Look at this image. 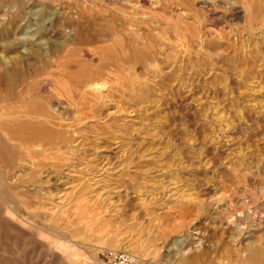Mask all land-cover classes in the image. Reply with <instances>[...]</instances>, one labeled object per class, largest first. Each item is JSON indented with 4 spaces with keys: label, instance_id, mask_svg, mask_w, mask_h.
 <instances>
[{
    "label": "rangeland",
    "instance_id": "374dc122",
    "mask_svg": "<svg viewBox=\"0 0 264 264\" xmlns=\"http://www.w3.org/2000/svg\"><path fill=\"white\" fill-rule=\"evenodd\" d=\"M22 1L0 2V99L15 113L0 125L20 127L30 76L62 48L110 59L107 93L78 108L39 86L57 121L46 142L6 139L0 264H109L117 251L264 264V0H186L188 16L167 7L184 0Z\"/></svg>",
    "mask_w": 264,
    "mask_h": 264
},
{
    "label": "bare ground",
    "instance_id": "6f19581e",
    "mask_svg": "<svg viewBox=\"0 0 264 264\" xmlns=\"http://www.w3.org/2000/svg\"><path fill=\"white\" fill-rule=\"evenodd\" d=\"M11 1V0H10ZM16 2H23L22 0H14ZM26 1V0H24ZM28 1V0H27ZM30 1V0H29ZM193 1V0H192ZM222 1H225V0H222ZM256 1V0H255ZM1 2V0H0ZM3 2V1H2ZM196 2H198L201 6H203L204 9H208L210 8L209 6V2L207 0H197ZM4 3V2H3ZM30 3V2H29ZM188 2L186 0H184V3L182 4H174V3H171V6H167L169 8V14H172V13H176V12H179V14L181 15H184V16H188V11L187 10V7H185ZM127 4V3H125ZM192 4V3H191ZM219 4V3H218ZM157 5V4H156ZM169 5V4H168ZM173 5V6H172ZM194 5V4H193ZM212 6V5H211ZM218 6V5H217ZM158 8V6L156 7ZM120 10V8H119ZM122 12V11H121ZM125 12V11H124ZM128 13V12H127ZM179 15V16H180ZM164 16V15H163ZM97 17V16H96ZM122 17V16H121ZM167 17V16H166ZM181 17V16H180ZM122 19V18H121ZM134 19V18H133ZM150 20V19H149ZM70 22V21H69ZM89 22V21H88ZM155 23V22H154ZM137 25V24H136ZM163 25V24H162ZM179 25V24H178ZM81 27V26H80ZM131 32V31H130ZM10 45V44H8ZM62 45L61 44L59 47L62 48ZM64 46V45H63ZM54 47V46H53ZM58 49V46L55 47ZM65 48V47H64ZM101 50V53H99V56L97 54V50ZM98 49H88V48H84V46L82 45L81 47H74V48H71L68 50L66 49H63L62 51H60V53L62 52V54H60V56L56 57L57 55H55L53 58H50L48 61H45V65L43 66V69L42 71H40L39 73H35L33 76H30V82L28 83L27 85V88L25 90V94H29V95H34L36 96V100H34L33 98H29V100L26 101V103L22 106H20L18 109H21L20 113L22 116H17V117H13L15 119V121L17 122L18 126L20 125V127L17 128V126L15 127V129L13 130V128L7 126L9 124L6 125V127H4L3 125H0V139L3 138L4 141H1L0 140V191H1V188L2 186H4L5 184L6 187L10 188L11 184L8 183V178L7 176L8 175H2L5 174L4 172L6 171V168L5 166L3 167L2 166V162L6 161V162H11L13 161L12 158L13 156L10 155L8 153V149L10 148H7L6 146V139L8 138V142L9 140H17V141H20L21 143L24 142L25 139H27L25 142L27 143L28 147L29 145L32 144H36L37 142H41L40 144H42V142H46L48 137L45 136V130H46V127L47 125H50L51 122L53 124H56L57 121H55V118H53L47 111V109H45V106H43V103L41 102L43 99L42 98V94H40L38 92V89H39V86L40 85H45V87L47 86L48 88L50 87L49 91L52 92V94L55 95V97H61L62 95H66V99L68 100L69 103L73 104L76 108H78V105H79V99L81 100L83 98V96L86 94V93H93L94 94V97L95 98V94H104L105 92L107 93V90H106V86H105V83L102 82V80L100 81L101 79V74L105 73V72H101L103 69L105 71L106 69V66L108 65H103V61L104 62H107L106 61V56H104V53L102 55V52L103 50L101 48H98ZM54 50V49H53ZM52 50V51H53ZM61 50V49H60ZM107 50V49H106ZM52 51H49L51 54H52ZM59 51V50H58ZM58 51H55L54 52H58ZM108 51V50H107ZM112 53V52H111ZM101 54V55H100ZM107 54V53H106ZM110 55V54H109ZM109 55L107 54V56L109 57ZM112 55V54H111ZM114 55V54H113ZM115 56V55H114ZM106 57V58H105ZM109 58H107V60H109ZM111 59H113L111 57ZM114 61V60H113ZM97 63V62H100V66H93L94 63ZM109 63V62H107ZM105 63V64H107ZM113 64V63H111ZM103 65V66H102ZM15 66V65H14ZM111 66V65H110ZM94 68V73H95V76H89V75H86V72L87 74H89L88 71H90L91 69ZM75 69V70H73ZM18 71L17 70H12L10 71V73L8 74V78L9 79H14L15 76L18 75L19 77V74H17ZM104 75V74H103ZM36 79V80H35ZM104 79V78H103ZM109 89V88H108ZM23 92V91H22ZM36 92V93H35ZM24 93V92H23ZM47 93V92H46ZM22 94V93H21ZM24 94V95H25ZM73 94H76L79 98L76 99V96H72ZM23 95V94H22ZM23 95V96H24ZM90 94H88L89 96ZM93 96V95H91ZM98 96V95H97ZM33 97V96H32ZM68 97V98H67ZM108 97V96H107ZM38 99H41V101H38ZM61 98H59L60 100ZM98 99V98H97ZM101 99L103 101H106V98L104 96L101 97ZM108 99V98H107ZM31 100V101H30ZM83 100V99H82ZM101 100V101H102ZM109 100V99H108ZM113 100V99H112ZM84 102V101H83ZM82 102V105L85 104V102L83 103ZM97 102V101H96ZM109 102V101H107ZM51 103V102H50ZM47 104V103H46ZM71 104H68V105H71ZM81 104V103H80ZM5 108H9L8 110ZM83 108V107H82ZM85 108V107H84ZM81 109L79 108L81 111L82 110H85V109ZM49 110V109H48ZM77 110V109H76ZM10 111H13L12 108H11V104L5 100H2L0 99V119L3 117H5V114L9 117L11 114L13 116V114L15 113H10ZM19 111V110H18ZM14 112V111H13ZM80 112V111H79ZM83 112V111H82ZM17 113V112H16ZM78 114V113H77ZM83 114V113H82ZM11 116V117H12ZM16 116V115H15ZM54 116V115H53ZM78 116V115H77ZM81 116V115H80ZM6 117V118H7ZM76 117V116H75ZM77 118V117H76ZM82 118V117H80ZM87 118V117H86ZM9 121H13V120H10L11 118H8ZM4 121V120H3ZM6 121V120H5ZM61 121V120H60ZM63 121V120H62ZM1 123V122H0ZM8 123V122H7ZM14 123V121H13ZM11 123V124H13ZM28 124V125H27ZM83 124V123H82ZM57 125V124H56ZM64 125V123H63ZM30 126V127H29ZM14 127V125H13ZM28 127V128H26ZM53 127V126H52ZM60 130V129H59ZM62 130V129H61ZM69 130V129H67ZM28 131V133L26 132ZM51 131V130H50ZM49 129H48V132H50ZM63 131V130H62ZM61 131V132H62ZM71 131V130H70ZM47 132V133H48ZM52 132V131H51ZM27 133V134H26ZM66 135V134H65ZM49 136V135H48ZM54 137V136H53ZM5 138V139H4ZM58 138V137H57ZM62 139V138H61ZM65 139V138H64ZM14 140V141H15ZM7 142V143H8ZM28 142H31V143H28ZM19 143V142H18ZM17 143V144H18ZM38 143V144H39ZM189 143V142H188ZM16 144V143H15ZM35 144L33 146H35ZM37 144V146H38ZM39 144V146H41ZM48 144V143H47ZM46 144V145H47ZM9 145V144H8ZM12 145V144H11ZM45 145V146H46ZM49 145V144H48ZM54 145V144H53ZM10 146V145H9ZM18 146H21L18 144ZM32 146V145H31ZM63 146V145H62ZM12 147V146H11ZM22 147V146H21ZM36 147V146H35ZM44 147V145H43ZM24 148V147H23ZM26 148V147H25ZM31 148V147H30ZM13 149V148H12ZM17 149H19L17 147ZM24 150V149H23ZM28 150V148H27ZM39 150V149H38ZM37 150V151H38ZM53 150V149H52ZM56 151V150H55ZM32 152V150H31ZM35 152V151H34ZM49 152V151H48ZM13 153V151H12ZM27 153V152H26ZM55 153V152H54ZM58 153V152H57ZM56 153V154H57ZM20 154V153H19ZM29 154V153H27ZM55 155V154H54ZM35 156V155H34ZM38 156V155H36ZM43 156V155H41ZM45 156V155H44ZM17 157V156H16ZM15 157V158H16ZM27 157V156H26ZM29 158V157H28ZM17 160V158L15 159ZM22 160V159H21ZM31 160V159H30ZM14 162V161H13ZM34 162V161H33ZM19 163V162H18ZM14 167H15V164H13ZM46 166V165H45ZM5 168V169H4ZM16 168V167H15ZM18 168V166H17ZM8 169V168H7ZM10 169V168H9ZM21 169V168H20ZM14 170V173L10 172L11 175H13L12 177H15L14 174H15V169ZM9 171V170H8ZM12 171V170H11ZM7 172V171H6ZM9 173V174H10ZM18 176V175H17ZM16 176V177H17ZM11 177V179H13ZM15 180V179H14ZM5 187V186H4ZM3 187V188H4ZM14 187V186H13ZM6 188V189H8ZM15 188V187H14ZM13 188V189H14ZM12 189V187H11ZM16 189V188H15ZM8 191V190H7ZM12 191V190H11ZM16 191V190H15ZM1 193V192H0ZM9 193V192H8ZM11 193V192H10ZM9 193V194H10ZM2 194V193H1ZM18 195V194H17ZM2 196V195H1ZM17 200V199H16ZM4 201V200H3ZM8 201V200H6ZM10 201V200H9ZM15 201V200H14ZM5 202V201H4ZM13 202V201H12ZM8 203V202H7ZM14 203V202H13ZM11 203V204H13ZM10 204V205H11ZM19 204V203H18ZM22 204V203H20ZM9 205V206H10ZM24 205V203L22 204ZM12 207V206H11ZM250 208V207H249ZM255 208V207H253ZM251 209V211L253 212V214H256L255 212V209ZM18 209V208H17ZM246 209V208H245ZM258 210V209H257ZM233 211V210H232ZM255 211V212H254ZM222 212V211H221ZM260 212V211H258ZM257 212V213H258ZM231 213V212H230ZM227 214V213H226ZM225 214V215H226ZM230 217L227 218L226 220L229 221L230 223L232 222H235L237 223L236 221H239L238 218H240L241 216V212L240 211H237L236 213L234 214H229ZM222 217V216H221ZM16 264V263H15Z\"/></svg>",
    "mask_w": 264,
    "mask_h": 264
},
{
    "label": "built area",
    "instance_id": "2783aa9c",
    "mask_svg": "<svg viewBox=\"0 0 264 264\" xmlns=\"http://www.w3.org/2000/svg\"><path fill=\"white\" fill-rule=\"evenodd\" d=\"M108 256L109 264H150L127 251L110 252Z\"/></svg>",
    "mask_w": 264,
    "mask_h": 264
}]
</instances>
